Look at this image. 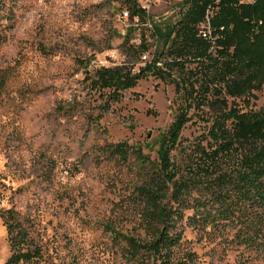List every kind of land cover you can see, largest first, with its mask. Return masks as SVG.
Segmentation results:
<instances>
[{"label":"rangeland","instance_id":"obj_1","mask_svg":"<svg viewBox=\"0 0 264 264\" xmlns=\"http://www.w3.org/2000/svg\"><path fill=\"white\" fill-rule=\"evenodd\" d=\"M175 2L180 0H165L152 10ZM126 5V0H0V264L12 254L1 217L8 208L19 213L29 232L26 247L40 252L20 264H132L122 235L145 236L136 187L156 173L160 136L180 109L191 103L189 121L171 151L177 170L186 175L197 166L200 149L212 147L210 129L221 107L190 101V87L177 86L196 64L172 70L171 77L150 72L102 110L106 90L92 86L93 58L139 71L145 65L142 44L157 42V52L165 50L143 21L141 26L130 21L128 31L133 30L126 38L116 18ZM197 88L198 83L195 90L202 91ZM254 94L234 105L259 109L264 85ZM121 141L132 148L126 160L110 150ZM137 149L147 156L145 166ZM207 192L196 188L193 197ZM256 210L264 215V208ZM187 216L179 225L184 243L178 250L195 252L190 264H264V246L245 247L236 237L241 223L234 227L220 219L191 226ZM260 227L263 232L264 223Z\"/></svg>","mask_w":264,"mask_h":264},{"label":"trees","instance_id":"obj_2","mask_svg":"<svg viewBox=\"0 0 264 264\" xmlns=\"http://www.w3.org/2000/svg\"><path fill=\"white\" fill-rule=\"evenodd\" d=\"M185 1L191 5L180 24L155 27L165 45L164 52L157 53L156 58L163 59L166 69L146 63L134 71L133 67L122 64L97 68L95 77L91 78L94 89L106 90L101 108L108 110L111 102L122 98V91L135 87L148 73L171 77L172 70L183 72L187 64H196L185 71L177 86L190 87V101L213 102L221 107L210 129L212 147L200 149L197 166L186 175L175 167L171 151L189 121L191 103L179 110L169 129L161 134L157 171L136 187L143 204L141 225L145 236L122 235L132 264L192 263L195 252L178 250L184 243V232L179 225L191 209L193 214L187 216L189 225L206 227L220 219L234 227L241 223L236 231L240 243L257 249L264 246V231L257 228L264 223V215L253 211L255 206L264 208V104L259 109L245 111L234 105L237 98L255 96L254 91L264 85V0ZM126 2L131 17L139 13L144 20L145 11L138 0ZM209 4L217 7L212 19L219 35L214 52L196 29ZM132 30L128 31L127 39ZM140 47L141 51L148 49L146 44ZM196 83L201 92L195 90ZM212 89L214 98L209 97ZM110 150L126 160L132 148L121 141L111 144ZM134 154L139 164L145 166L147 156L140 149ZM203 187L211 192L193 197L194 189ZM1 217L12 249L7 264L29 262L38 256V249L26 247L29 232L19 213L8 208Z\"/></svg>","mask_w":264,"mask_h":264},{"label":"built area","instance_id":"obj_3","mask_svg":"<svg viewBox=\"0 0 264 264\" xmlns=\"http://www.w3.org/2000/svg\"><path fill=\"white\" fill-rule=\"evenodd\" d=\"M165 0H138L139 6L141 9L145 11L144 20H141V15L137 13L134 17H131V13L129 9H121L116 18L119 22H121V30L124 34L128 32L129 23L135 26H141V21H143L146 26L155 34L158 39V35L156 34V26H162L165 21H169V23L173 25L180 24L184 18L186 17L189 9L190 3L185 0H180V2H175L171 8L161 9L160 11H153L154 6H162ZM254 1V0H247ZM217 7L213 4H209L205 13L204 18L197 24L196 29L198 31L199 36L206 39L210 44V50L212 52L215 51L217 46V39L219 37L218 34L215 33V28L213 26L212 19L215 15ZM133 29V28H132ZM141 41V40H140ZM148 49L141 55V62L146 63H155L158 67L166 69L164 66L163 59H157V42L153 45H148ZM90 66H95L97 68L101 67H110L111 64L106 58H93L89 63ZM135 71V70H134Z\"/></svg>","mask_w":264,"mask_h":264}]
</instances>
